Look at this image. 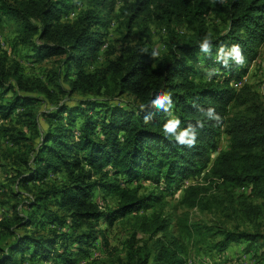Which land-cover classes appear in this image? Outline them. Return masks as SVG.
<instances>
[{
  "label": "trees",
  "instance_id": "obj_1",
  "mask_svg": "<svg viewBox=\"0 0 264 264\" xmlns=\"http://www.w3.org/2000/svg\"><path fill=\"white\" fill-rule=\"evenodd\" d=\"M5 20L16 25L15 46H29L34 61L61 58L44 81L24 74L0 42V118L16 114L22 125H0V135L23 149L19 161L27 170L20 173L21 184L42 185L33 204L45 212L49 204L55 207L48 211L51 236L15 235L13 226L32 223L33 215L15 212L0 220V233L15 236L0 264H186L185 246L176 236L156 238L148 246L136 233L167 231L169 220L157 210L176 192L183 207L206 205V188L185 184L198 177L228 194L249 187L261 201H240L253 231H214L194 223L190 234L220 235L215 245L220 251L241 239L264 248L259 220L264 215V107L252 101L247 113L232 112L235 104L251 99L243 78L264 45V0H125L120 5L117 0H0V25ZM114 22L123 29L120 49L99 64ZM150 22L164 25L167 33L166 51L156 56L149 46L129 42L136 30L146 33ZM234 45L242 52L240 63ZM75 93L91 97L76 100ZM122 94L137 104L124 107L96 98ZM43 100L51 105L40 112L47 128L35 140L23 128L37 131ZM222 135L224 148L219 147ZM54 174L64 178L58 186L49 182ZM146 182L151 188L141 194L132 186ZM97 192L117 198L115 207L102 209L94 201ZM126 217L135 227L123 258L78 262L77 253L88 256L99 238L107 244L105 231L97 227L100 219L111 226ZM64 225L72 231H60ZM69 240L77 252L69 249Z\"/></svg>",
  "mask_w": 264,
  "mask_h": 264
},
{
  "label": "rangeland",
  "instance_id": "obj_2",
  "mask_svg": "<svg viewBox=\"0 0 264 264\" xmlns=\"http://www.w3.org/2000/svg\"><path fill=\"white\" fill-rule=\"evenodd\" d=\"M125 0H117L120 5ZM129 1V0H128ZM76 12H70L67 19H72ZM213 16L208 17L212 20ZM176 29V28H175ZM181 29H184L182 26ZM122 26L118 22L111 24L109 28V36L106 44L100 52L97 63H103L106 58V54L109 53L111 57L115 56L120 49V40L122 34ZM166 29L164 25L158 22H150L147 25V32L141 33L136 30L130 38L131 44L142 43L144 46H149L154 55L162 54L166 51L165 37ZM16 25L5 20L0 25V42L3 48L8 52L9 58L16 60L20 63L24 74L32 77H39L42 80H47V74L49 70L56 69L58 65V58L60 56L53 57L49 60L34 61L30 57L29 46L18 44L16 42ZM201 66V61L199 63ZM243 82L248 85L251 99L245 104H235L232 107V112H248L250 102H256L264 107V45L260 50V54L256 61L251 65L249 72L243 78ZM242 82L238 83L237 87L242 86ZM91 96L75 93L72 98L76 100H82ZM98 99L108 98L111 102L119 103L124 107H134L137 102L131 95H113V96H97ZM71 99V97H70ZM73 100V99H72ZM62 101V100H61ZM63 101L69 102L70 100L64 99ZM51 105L47 101H42L38 106V120L37 131L23 128L27 135H33L35 140H40L44 130L47 128V123L40 112L48 110ZM0 125H13L17 128H21L22 125L17 122L16 114H13L9 119L0 118ZM227 145L226 135H222L219 140V147L224 148ZM20 145H14L12 142L6 140L5 137L0 135V220L5 217H11L17 212L18 216H35L36 220L27 225L16 227L13 226L15 235H42L51 236L53 227L49 224V212H53L55 207L49 204L47 212H45L39 205H34L35 196L38 193L39 187L42 185L39 183H28L23 186L20 181V173L26 172L27 167L20 161V155L22 154V148ZM17 151H20L19 153ZM22 151V152H21ZM215 154L212 155V158ZM64 181L61 174H54L49 177V182H55V185H60ZM118 182L126 186L123 178H119ZM194 183L201 185L206 189L203 192V196L208 200L206 205L202 207L186 208L178 203L181 192H176L174 197L168 196L167 203L160 210H157L161 216L169 220V226L166 232H159L154 236H151L142 231L136 233V239L139 242L146 241L148 246H151L156 238L168 239L170 235H174L185 246V258L186 264H264V248L260 246V242L249 244L248 241L241 239L237 242H232L226 249L220 251L215 247L220 235L215 237H209L204 231V234H190L193 232L188 227L189 224H198L199 226L213 227L214 231L220 229L229 230H248L253 231L255 225L247 219H244L242 212L239 210V205L243 200L247 202L260 203V199H257L250 194L249 187H239L232 190L231 194H228L222 188H216L208 180L203 177L196 179H190L185 184ZM138 186L139 193H144L149 190L151 186L146 183H133L132 186ZM44 187V186H43ZM94 201L98 203L102 209L105 207L111 209L115 207L117 198L110 196H103L97 192L94 197ZM264 210V209H263ZM151 210H146L147 215L151 214ZM264 214V213H263ZM260 223L264 222V215L259 219ZM264 226V225H263ZM97 227L100 230H104L107 239V244L102 239H98L89 247L88 256H84L83 253H77V260L79 263L102 261L108 262L110 260H116L117 258H123L126 255L125 245L128 237L134 231V220L130 217L119 218L113 222L111 226L107 225L103 219L97 222ZM60 231L71 232L72 230L64 225ZM15 240V236L4 237L0 233V256L2 252H6L10 244ZM69 249H75V243L71 240L68 241ZM35 260V259H34ZM37 262V261H36ZM26 264H31L27 261ZM35 264H43L37 262ZM46 264H52L51 262Z\"/></svg>",
  "mask_w": 264,
  "mask_h": 264
},
{
  "label": "clouds",
  "instance_id": "obj_3",
  "mask_svg": "<svg viewBox=\"0 0 264 264\" xmlns=\"http://www.w3.org/2000/svg\"><path fill=\"white\" fill-rule=\"evenodd\" d=\"M204 47L206 48L207 45H205ZM232 51H233L234 54H235V58H236V60H237V63L242 62V60H243V56H242V52H241L239 46H238V45H234V46L232 47Z\"/></svg>",
  "mask_w": 264,
  "mask_h": 264
},
{
  "label": "built area",
  "instance_id": "obj_4",
  "mask_svg": "<svg viewBox=\"0 0 264 264\" xmlns=\"http://www.w3.org/2000/svg\"><path fill=\"white\" fill-rule=\"evenodd\" d=\"M240 83V82H239ZM235 86H237L238 85V83H236V84H234Z\"/></svg>",
  "mask_w": 264,
  "mask_h": 264
}]
</instances>
